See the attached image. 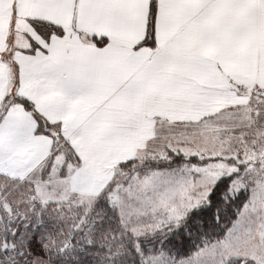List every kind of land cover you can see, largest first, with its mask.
I'll list each match as a JSON object with an SVG mask.
<instances>
[{"label": "snow or ice", "instance_id": "6c2138e0", "mask_svg": "<svg viewBox=\"0 0 264 264\" xmlns=\"http://www.w3.org/2000/svg\"><path fill=\"white\" fill-rule=\"evenodd\" d=\"M0 264H264V0H0Z\"/></svg>", "mask_w": 264, "mask_h": 264}]
</instances>
